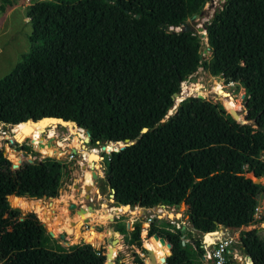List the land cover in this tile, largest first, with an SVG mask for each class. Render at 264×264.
<instances>
[{
	"label": "trees",
	"instance_id": "trees-1",
	"mask_svg": "<svg viewBox=\"0 0 264 264\" xmlns=\"http://www.w3.org/2000/svg\"><path fill=\"white\" fill-rule=\"evenodd\" d=\"M207 1L34 2L25 9L28 51L0 78V125H15L18 138L42 143L39 124L61 120L86 131L92 147L127 141L102 163L115 207H188L190 245H182V233L168 230L167 221L148 227L147 236L157 235L169 245L165 257L163 244L147 238L144 245L156 263L165 257L164 264H192L194 252L203 254L195 234L247 227L264 191L246 177L264 178L259 160L264 153V0H224L205 27L210 57L201 62L197 34L169 28L198 15ZM7 3L0 0V11ZM198 68L243 89L250 124H237L220 105L198 97L179 101L161 122L173 108L171 96ZM21 123L39 124L25 134L28 125ZM8 147L26 148L16 141ZM38 149L47 156L56 151ZM62 167L46 157L38 166L22 162L12 168L0 154L3 264H104L101 251L88 244L64 249L34 213L20 216L11 208L20 197L57 200ZM6 221L13 222L8 231ZM140 229L139 223L133 225L130 245L140 247ZM230 246L249 264H264V240L254 229L240 230Z\"/></svg>",
	"mask_w": 264,
	"mask_h": 264
},
{
	"label": "rangeland",
	"instance_id": "rangeland-1",
	"mask_svg": "<svg viewBox=\"0 0 264 264\" xmlns=\"http://www.w3.org/2000/svg\"><path fill=\"white\" fill-rule=\"evenodd\" d=\"M6 1L8 3L3 4V10L0 11V78L8 74L28 51L27 36L30 33V24L25 17V9L30 4L42 0ZM223 3L224 0H208L204 3L198 15L185 21L199 37V60L201 62L209 59L210 50L207 47L205 36L198 35L203 31H196V27L203 28L204 24L207 25L214 12L220 10ZM169 29L174 31L178 30L179 27ZM190 88L193 91H190ZM221 91L226 93V96H223ZM199 94L202 99L220 105L226 115L229 114V110L226 109L225 104L230 105L231 110L235 111L233 114L242 119V122H237V124L241 126L250 124V122L243 121V118H245L243 89L235 83H224V80L220 77H211L201 68H198L180 83L178 99L176 101L175 97L173 101L174 107L172 106L173 108L169 114H172L179 101L186 97H196ZM175 102L176 105H174ZM39 128L42 143L51 138V143L55 145L49 146L56 150L53 155L47 156L44 150H39L26 137L21 139V143L26 147L24 151L16 152L11 150L8 145L18 137L9 125H0V154L9 160L12 168L18 167L22 162L38 166L46 157L58 161L63 166L56 191V197L59 202L53 201L54 203H52L49 199L50 197H42L38 199L39 202L35 205L31 202V197H25V199L27 198L28 208L23 210L11 207L19 209L20 216L34 213L40 222L36 209L38 206L39 208H44L52 204L54 210H56L54 214L60 210H66L68 216L63 222L64 232L62 234L52 237L54 235L51 236L50 232L46 230L47 228L45 229L53 243L64 249L74 245L88 244L93 249L101 251L103 255L106 252V248L111 246L115 249L113 251V257H115L113 262L149 264L147 249L144 245L147 242V238L150 237L146 234L147 229L152 223L157 227L161 222L167 221L169 224L167 229L170 231L183 228L181 243L182 245H190L186 235V231L191 230L186 216L188 207L183 203L172 207L159 206L148 209L136 206L132 210L123 211V209H120L115 211V208L119 207L113 205L110 191L105 183L102 163L110 151L117 150L123 143H120V145L105 143L104 145L111 150L102 151L100 148L102 144H94L92 147L88 144V141L83 142L85 138L84 131L76 130L64 122L44 120L39 124ZM71 149H74V152ZM100 155L102 160L97 159V156ZM259 160L264 163V153L259 154ZM246 177L250 178L252 182L260 184L264 189V181L253 180L251 174H247ZM86 186H89V190L86 189ZM45 211L43 213L49 214L48 210ZM87 212H94V217L85 218V213ZM170 213L173 215L171 218L167 216ZM12 223L11 221H6L4 230L8 231ZM135 223H139L141 226L139 233L140 247L128 243L130 232ZM250 229H254L258 237L264 240V191L257 198L252 223L247 227L236 230L218 228L214 231L216 232L214 235L195 234V237L199 239L202 245L203 254L199 255L194 252L192 264H249L247 258L230 246V242L237 240L240 230L247 231ZM92 236L94 237L93 239H91ZM164 250L166 251V249ZM167 250L168 253L169 247H167ZM167 253L165 257L168 255ZM0 264H3L1 256Z\"/></svg>",
	"mask_w": 264,
	"mask_h": 264
},
{
	"label": "bare ground",
	"instance_id": "bare-ground-1",
	"mask_svg": "<svg viewBox=\"0 0 264 264\" xmlns=\"http://www.w3.org/2000/svg\"><path fill=\"white\" fill-rule=\"evenodd\" d=\"M186 88V87H185ZM194 89V88H193ZM190 91H193L192 88H190ZM183 92V91H182ZM199 92V91H197ZM200 95V94H199ZM178 97H176V101H177ZM176 105V102L175 104ZM174 107V106H173ZM225 107L226 109L229 110V114H232V116L234 117V119L238 120V122H242V119L240 117H236L233 113L235 112L234 110H231V107L230 105L228 104H225ZM21 124H27V123H21ZM39 124V123H37ZM35 124V125H37ZM16 125H19V124H16ZM28 125V124H27ZM12 126H15V125H11ZM78 130V129H76ZM106 150V149H103V151ZM96 152V150H95ZM91 156V155H90ZM93 176H95L93 174ZM86 189L89 190V186H86ZM27 199V198H26ZM24 197H20V198H17V199H14L11 203V205L13 207H17L19 209H26L28 208V202ZM53 199V198H51ZM58 201L55 200L54 202ZM31 202H33L35 205L38 204L39 200H35V199H32L31 198ZM52 202V203H54ZM59 202V201H58ZM60 204V203H59ZM58 205V204H57ZM37 209V213L39 214V218L41 220L42 223L45 224L47 230L50 232L49 234L52 236V237H55V235H60L64 232V227H63V222L64 220L67 218L68 214H67V211L66 210H60L58 213L54 214V212L56 210H54L52 204H49L47 207H44V208H39V206L36 208ZM121 208H118L117 210H120ZM45 210H48L49 211V214H45L43 213V211ZM58 210V209H57ZM27 211V210H26ZM33 211V210H32ZM46 212V211H45ZM95 213L94 212H87L85 213V218L87 217H94ZM173 215L170 213L168 215L169 218H171ZM44 226V225H43ZM70 232V231H69ZM146 233V232H145ZM164 244V248L166 249V252L168 251L167 250V246ZM146 249L149 251L150 255L153 256L154 258V262H156V259H155V256L152 254L149 246L146 244ZM109 247V251L113 257V251H115V249L111 246H108ZM114 258V257H113Z\"/></svg>",
	"mask_w": 264,
	"mask_h": 264
},
{
	"label": "water",
	"instance_id": "water-1",
	"mask_svg": "<svg viewBox=\"0 0 264 264\" xmlns=\"http://www.w3.org/2000/svg\"><path fill=\"white\" fill-rule=\"evenodd\" d=\"M203 5H204V3H202L201 4V8L203 7ZM205 27H206V24H204L203 25V28L202 27H196V31H203L202 33H199L198 35H200V36H205ZM169 30H171V29H169ZM193 32V28L192 27H190L187 23H184V24H182L180 27H179V29L178 30H174V32ZM221 94L223 95V96H226V93H224L223 91H221ZM177 95L178 94H173L172 96H171V100L172 101H174V99H175V97H177ZM196 97H198V98H202L200 95H198V96H196ZM177 106V105H176ZM175 109V108H174ZM173 112H174V110H173ZM172 112V113H173ZM228 113V112H227ZM230 113V112H229ZM171 114H169V115H166L165 117H164V119L161 121V122H163L164 120H166L169 116H170ZM228 116H230L232 119H233V116H232V114H228ZM234 120V119H233ZM58 121H60V122H63V121H61V120H58ZM243 121H246L245 120V118H243ZM64 123H66V122H64ZM28 124V127L25 129V134H27V133H29V132H31L32 131V127H31V125H35V123H27ZM66 124H68V123H66ZM69 125V124H68ZM75 129H78V128H76L75 127ZM79 130H81V129H79ZM145 131V129H143L142 130V132H144ZM84 134H85V138L83 139V142H87L88 140H89V135H88V133L86 132V131H84ZM15 141L17 142V143H20L21 142V138H18V139H15ZM31 142V141H30ZM80 143H81V141H79ZM96 144H98V142H96ZM51 145H54L53 143H51V138H48L47 139V141L45 142V143H38L37 145H36V147L37 148H42V147H44V146H46V147H49V146H51ZM128 145V143H127V141L125 140L124 142H123V144L120 146V147H118L117 148V150H119V149H121V148H123V147H125V146H127ZM55 146V145H54ZM100 148L101 149H106V150H108V151H110L108 148H107V146H105L104 144H102L101 146H100ZM72 150V152H74V149H71ZM117 150H115V151H117ZM110 152H112V151H110ZM89 156H90V154H89ZM97 159L98 160H102V157H100V156H97ZM252 179L253 180H255V181H264V178H259V179H255V178H253L252 177ZM254 183H256V182H254ZM258 184V183H257ZM111 198H112V196H111ZM8 202V201H7ZM8 205H9V203H8ZM10 206V205H9ZM163 207L162 205H157L156 207ZM119 208H121V209H123V211H126V210H132L134 207H132V206H129V205H124V206H119ZM117 209L118 208H115V211H117ZM125 209V210H124ZM169 214H167V216H168ZM177 217V216H176ZM180 232H183V228H180ZM205 234H208V235H214V234H216V232H214V231H212V232H207V233H205ZM150 237H152L153 239H155V240H157V241H159V243H161V244H163V243H165L162 239H160V238H158L157 237V235H152V236H150ZM116 241V240H115ZM165 245L167 246V247H169V245L167 244V243H165ZM168 255H169V252L167 253ZM167 255V256H168ZM104 256V258H105V261H104V264H114V262H113V257H112V255H111V253L108 251V248H107V250H106V252H105V254L103 255ZM147 256H148V262H149V264H159V263H163L164 262V258L165 257H163V258H161L160 259V261H159V263H156V262H154V258H153V256H151L150 255V253H149V251H147Z\"/></svg>",
	"mask_w": 264,
	"mask_h": 264
},
{
	"label": "flooded vegetation",
	"instance_id": "flooded-vegetation-1",
	"mask_svg": "<svg viewBox=\"0 0 264 264\" xmlns=\"http://www.w3.org/2000/svg\"><path fill=\"white\" fill-rule=\"evenodd\" d=\"M100 157H102V156L100 155Z\"/></svg>",
	"mask_w": 264,
	"mask_h": 264
}]
</instances>
